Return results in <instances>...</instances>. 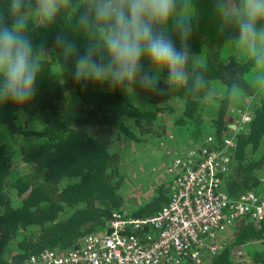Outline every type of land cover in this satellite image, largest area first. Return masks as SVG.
Returning a JSON list of instances; mask_svg holds the SVG:
<instances>
[{"label":"trees","instance_id":"1","mask_svg":"<svg viewBox=\"0 0 264 264\" xmlns=\"http://www.w3.org/2000/svg\"><path fill=\"white\" fill-rule=\"evenodd\" d=\"M184 1L175 0L173 15L163 26L177 47L180 40L175 21L181 18L173 17L183 8ZM189 1L191 13L182 17L188 26L187 79L182 85H169L165 71L158 73L159 91L132 86L147 93L152 104H157L146 108L136 105L124 91H111L106 85L83 87V82L72 79L78 55L95 48L100 39L94 24L85 27L81 22L89 0H68L51 22L41 16L40 21L29 16L37 10V0H21L20 14L27 20L25 35L32 43L40 71L35 98L22 111L11 103L0 104V126L12 137L35 138L36 144L20 146V157L29 167L13 173V153L0 142V264H23L31 253L44 248L61 250L75 246L85 234L107 224L111 212L122 206L120 187L124 177L119 155L110 145L116 135L135 137L123 118L130 117L141 133L155 131L154 121L161 109L158 103L175 96L183 100L178 120L186 126L196 125V134L201 122L199 106L213 80L224 84L226 96L235 88L252 90L244 79V64L256 61L243 63L235 53L222 49L225 43L239 37L237 20L244 12V0ZM11 3L12 0H0V24L11 23ZM263 27L264 21H258L257 29ZM57 37L62 38V43L55 42ZM46 49L53 52L58 72L52 60L45 57ZM202 51L205 61L191 65L189 57ZM102 55L101 44L94 58ZM143 69L155 71L147 63ZM68 91L80 102L74 111L69 109L72 103L69 104ZM258 99L251 107L250 121L234 134L235 145L224 182L232 198L255 187L264 170V150L257 156L253 154L264 138V93ZM20 112L26 123L39 117V127L31 129L17 121ZM228 117L226 100H222L210 119L218 140L229 128ZM168 195V183L162 184L151 200L132 213H152L167 201ZM231 237V245L264 238V219L239 218L233 224ZM209 259L210 264H232L227 246ZM181 264L198 263L187 259Z\"/></svg>","mask_w":264,"mask_h":264},{"label":"built area","instance_id":"2","mask_svg":"<svg viewBox=\"0 0 264 264\" xmlns=\"http://www.w3.org/2000/svg\"><path fill=\"white\" fill-rule=\"evenodd\" d=\"M228 129L218 140L174 148L165 171L167 201L156 211L135 215L114 209L101 228L85 234L77 245L44 248L23 264H181L201 263L218 252L230 225L241 217L264 219V172L258 184L230 197L225 188L235 132L250 121L251 112L229 115Z\"/></svg>","mask_w":264,"mask_h":264},{"label":"clouds","instance_id":"3","mask_svg":"<svg viewBox=\"0 0 264 264\" xmlns=\"http://www.w3.org/2000/svg\"><path fill=\"white\" fill-rule=\"evenodd\" d=\"M67 2L37 0V12L51 22ZM10 7L11 23L0 24V104L11 103L22 111L35 98L40 69L25 35L27 20L20 14L21 0H12ZM175 7V0H89L81 22L85 27L94 24L100 39L95 48L78 55L72 79L83 82V87L106 85L111 91H124L129 85L159 91L158 73L166 71L169 85H182L187 79L188 26L182 18L175 21L180 47L163 28ZM258 21H264V0H244V12L237 20L238 42L256 58L257 65L264 67V28L257 29ZM55 42L62 43V38ZM101 44L103 55L94 58ZM145 63L157 74L144 70Z\"/></svg>","mask_w":264,"mask_h":264},{"label":"rangeland","instance_id":"4","mask_svg":"<svg viewBox=\"0 0 264 264\" xmlns=\"http://www.w3.org/2000/svg\"><path fill=\"white\" fill-rule=\"evenodd\" d=\"M191 10L190 1L185 0L183 8L173 18L187 17L191 13ZM29 16H32L36 21L41 20L37 10L31 12ZM173 18L172 21L174 20ZM238 40L239 37L225 43L222 48L223 51L225 53H235L241 58L243 63H248L249 60L256 61V58L252 57L246 47L241 45ZM260 43L261 41L258 38V46ZM45 57L52 60L53 68L55 72H58L53 52L46 49ZM204 61V51L189 57L191 65L203 63ZM244 65L246 67L244 79L251 86L252 90L246 92L240 88H235L226 96L224 84L218 80H213L199 106L198 114L201 122L198 125V135L197 133L194 134L196 125L189 124L186 126L178 120L183 108V100L175 96H171L158 103L161 109L158 110L157 118L154 121L155 131L141 133L130 117L123 118L125 123L135 133V137L122 138L121 134L120 136L116 135L110 145V149L119 155L120 170L124 175L120 192L123 197L122 206L125 209L129 212H134L148 200H151L158 193V188L162 184L167 185L169 175L165 171V166L174 148L201 142L208 135H214L217 138L215 130L210 124V119L215 116L216 110L222 100H226V108L229 115L242 112L245 109L251 112L252 105L256 104L260 94L264 93V67L257 65L256 62ZM154 74H157L156 70ZM124 92L138 106L153 108L157 105L152 104L147 93L137 91L131 85L127 86ZM68 97L69 104L72 103V106H69L71 111L80 107V102L73 95V92L68 91ZM24 119L25 116L20 112L17 121L24 123L25 127L37 129L40 125L39 117L27 123ZM0 142L13 153L11 163L14 170L13 173H20L28 169L29 164L21 159L19 148L21 145L25 147L35 145V138L23 137L21 135L12 137L6 129L0 126ZM263 150L264 138L261 146L253 154L257 156ZM232 230L233 225H230L218 251L227 246L230 249L232 264H264V238L231 245ZM198 264H210L209 257Z\"/></svg>","mask_w":264,"mask_h":264},{"label":"water","instance_id":"5","mask_svg":"<svg viewBox=\"0 0 264 264\" xmlns=\"http://www.w3.org/2000/svg\"><path fill=\"white\" fill-rule=\"evenodd\" d=\"M229 119H232V117L230 116V117H228Z\"/></svg>","mask_w":264,"mask_h":264}]
</instances>
